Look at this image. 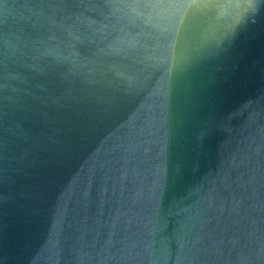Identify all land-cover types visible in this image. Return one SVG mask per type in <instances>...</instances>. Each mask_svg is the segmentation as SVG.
Returning a JSON list of instances; mask_svg holds the SVG:
<instances>
[{
  "label": "water",
  "instance_id": "95a60500",
  "mask_svg": "<svg viewBox=\"0 0 264 264\" xmlns=\"http://www.w3.org/2000/svg\"><path fill=\"white\" fill-rule=\"evenodd\" d=\"M132 2L0 0V264H264V0Z\"/></svg>",
  "mask_w": 264,
  "mask_h": 264
},
{
  "label": "clouds",
  "instance_id": "9594fccd",
  "mask_svg": "<svg viewBox=\"0 0 264 264\" xmlns=\"http://www.w3.org/2000/svg\"><path fill=\"white\" fill-rule=\"evenodd\" d=\"M230 0H133L125 5L130 11L146 14L163 12L166 20V54L179 43L183 55L209 42L218 43L234 27Z\"/></svg>",
  "mask_w": 264,
  "mask_h": 264
}]
</instances>
